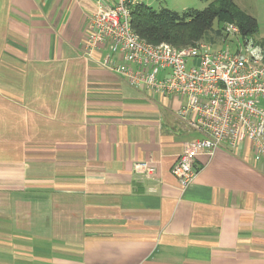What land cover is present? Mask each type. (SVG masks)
Instances as JSON below:
<instances>
[{
    "label": "crops",
    "instance_id": "0c3cea01",
    "mask_svg": "<svg viewBox=\"0 0 264 264\" xmlns=\"http://www.w3.org/2000/svg\"><path fill=\"white\" fill-rule=\"evenodd\" d=\"M117 1L0 0V264H264V161L221 147L182 189L183 101L84 56Z\"/></svg>",
    "mask_w": 264,
    "mask_h": 264
},
{
    "label": "built area",
    "instance_id": "2783aa9c",
    "mask_svg": "<svg viewBox=\"0 0 264 264\" xmlns=\"http://www.w3.org/2000/svg\"><path fill=\"white\" fill-rule=\"evenodd\" d=\"M137 2L118 0L91 15L84 56L108 45L102 67L131 87L183 101L177 118L200 138L184 143L172 168L179 186L193 182L200 155L212 157L221 147L237 152L248 144L264 161V46L242 36L234 24L223 27L216 43L183 49L148 45L130 28L129 8ZM135 168L145 176L155 172L147 163Z\"/></svg>",
    "mask_w": 264,
    "mask_h": 264
},
{
    "label": "trees",
    "instance_id": "16d2710c",
    "mask_svg": "<svg viewBox=\"0 0 264 264\" xmlns=\"http://www.w3.org/2000/svg\"><path fill=\"white\" fill-rule=\"evenodd\" d=\"M129 16L130 28L140 40L151 46L166 44L176 49L194 47L200 42L216 43L227 24L237 26L242 36H252L258 28L257 22L240 11L233 0H210L204 10L183 14L135 4L129 8Z\"/></svg>",
    "mask_w": 264,
    "mask_h": 264
},
{
    "label": "rangeland",
    "instance_id": "374dc122",
    "mask_svg": "<svg viewBox=\"0 0 264 264\" xmlns=\"http://www.w3.org/2000/svg\"><path fill=\"white\" fill-rule=\"evenodd\" d=\"M210 0H145V4L153 10L163 8L183 14L189 11H202L207 8ZM245 15L257 22V31L250 36L256 43H264V0H233ZM231 50L234 47L228 44Z\"/></svg>",
    "mask_w": 264,
    "mask_h": 264
}]
</instances>
